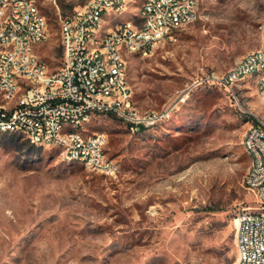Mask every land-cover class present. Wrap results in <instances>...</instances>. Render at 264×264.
Wrapping results in <instances>:
<instances>
[{
  "label": "rangeland",
  "instance_id": "374dc122",
  "mask_svg": "<svg viewBox=\"0 0 264 264\" xmlns=\"http://www.w3.org/2000/svg\"><path fill=\"white\" fill-rule=\"evenodd\" d=\"M49 37L36 47L50 70L63 64L60 18L89 0H36ZM144 0H133L135 17ZM200 17L150 55L128 57L141 110L174 106L132 130L96 113L114 173L0 133V264H234L236 216L256 208L245 184L244 138L264 101L252 81L235 93L212 77L264 41V0H200Z\"/></svg>",
  "mask_w": 264,
  "mask_h": 264
},
{
  "label": "built area",
  "instance_id": "2783aa9c",
  "mask_svg": "<svg viewBox=\"0 0 264 264\" xmlns=\"http://www.w3.org/2000/svg\"><path fill=\"white\" fill-rule=\"evenodd\" d=\"M89 0L60 18L62 66L53 71L36 51L49 22L36 0H0V133L22 132L30 143L60 149L63 158L114 173L104 131L88 133L96 113L111 114L132 130L155 127L173 107L141 110L134 104L128 57L150 55L200 17V0ZM235 93L252 81L264 101V41L225 73L212 77ZM250 156L245 184L259 203L236 216L234 264H264V116L253 117L244 138Z\"/></svg>",
  "mask_w": 264,
  "mask_h": 264
},
{
  "label": "trees",
  "instance_id": "16d2710c",
  "mask_svg": "<svg viewBox=\"0 0 264 264\" xmlns=\"http://www.w3.org/2000/svg\"><path fill=\"white\" fill-rule=\"evenodd\" d=\"M34 146V144H32Z\"/></svg>",
  "mask_w": 264,
  "mask_h": 264
}]
</instances>
